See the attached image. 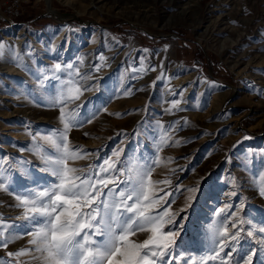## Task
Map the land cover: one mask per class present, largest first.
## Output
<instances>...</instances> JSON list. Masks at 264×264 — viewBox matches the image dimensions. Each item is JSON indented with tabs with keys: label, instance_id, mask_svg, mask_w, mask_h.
Returning <instances> with one entry per match:
<instances>
[{
	"label": "rangeland",
	"instance_id": "1",
	"mask_svg": "<svg viewBox=\"0 0 264 264\" xmlns=\"http://www.w3.org/2000/svg\"><path fill=\"white\" fill-rule=\"evenodd\" d=\"M175 28L187 35L172 32ZM0 44V176L10 184L8 191L0 190V218L13 226L3 238L8 247L0 246L2 264H41L32 259L34 251L20 257L7 253L31 247L15 194L43 175L35 148L51 147L43 137L63 128L59 107L51 103L61 82L44 79L52 77L56 63L65 69L74 64L67 71L82 89H90L66 106L84 105L80 115L91 121L68 133L69 143L87 154L70 161L72 166L111 162L118 153V168L130 159L151 167L152 181H170L152 185L157 199L173 194L168 211L184 207L188 193L180 190L199 185L198 199L181 214L184 219L177 217L182 235L165 264H199L217 251L209 264L228 261L229 249L220 251L218 240L213 243L214 228L226 223L235 231L216 214L226 204L233 212L243 202L239 216L250 221L244 233H256L245 235L238 247L261 249L264 0H0ZM96 64L103 67L95 71ZM60 75L61 81L70 78ZM173 101L179 104L173 107ZM147 235L132 239L142 242ZM239 256L234 253L230 264ZM262 261L264 249L255 264Z\"/></svg>",
	"mask_w": 264,
	"mask_h": 264
},
{
	"label": "snow or ice",
	"instance_id": "2",
	"mask_svg": "<svg viewBox=\"0 0 264 264\" xmlns=\"http://www.w3.org/2000/svg\"><path fill=\"white\" fill-rule=\"evenodd\" d=\"M3 49L4 45L0 44V54ZM105 59L103 55L99 57L100 61ZM101 67L103 64H96L94 70L99 71ZM73 68L74 64H68L65 69L56 63L51 69L52 77L44 78L61 82L51 103L59 107L63 128L43 137L51 147L38 145L35 148L41 161V167L37 170L43 175L33 177L32 186L25 183L15 194V207L22 210L21 219L25 222L21 227L31 237L28 241L31 247L21 248L15 253L8 252L7 255L20 257L34 251L32 259L41 264H165V258L172 253L178 243L177 238L182 235L183 224L177 217L184 219L181 214L198 199L201 189L198 185L180 190L188 193L184 207L179 211H168L173 194H165L169 200L163 197L157 199L153 195L152 185L170 181H152L151 167L138 165L130 159L126 162L127 167L118 168V153H114L111 162L106 159L103 164L91 165L86 169L72 166L70 161L85 159L87 154L82 146L73 147L69 143L68 133L74 126L91 122L80 115L84 105L71 110L66 107L79 100L83 91L90 90L82 89L79 81L72 78L73 74L67 70ZM65 72L70 78L61 81L60 74ZM80 75L77 70L75 76ZM81 79L88 77L83 76ZM178 104L179 101L172 102L173 107ZM167 140L165 136L161 144H167ZM9 187V178L0 176V190L8 191ZM258 194L264 197V182ZM232 195L236 196L237 193L233 192ZM162 201L165 207H161ZM232 207L226 204L218 208L216 214L230 221L235 231L230 232L226 223L223 227L214 228L213 243L218 240L220 251L229 249L225 253L229 260L222 261V264H230L236 252H240L236 264L241 261L243 264H255L260 250L264 249V239L259 242L261 249H248L245 252L242 247H238L245 235L254 237L256 233L252 230L244 233L243 225L250 224V221L239 216L244 203L241 202L236 211L230 212ZM155 208L160 210L154 212ZM10 227L13 226L0 218V246L5 248L8 247V241L3 238ZM257 232L264 234V227H260ZM138 233H148L147 238L142 242L132 239ZM219 255L217 251L216 255H210L206 260L201 258L199 264H209ZM172 259L175 260V257ZM167 264H171V261Z\"/></svg>",
	"mask_w": 264,
	"mask_h": 264
},
{
	"label": "trees",
	"instance_id": "3",
	"mask_svg": "<svg viewBox=\"0 0 264 264\" xmlns=\"http://www.w3.org/2000/svg\"><path fill=\"white\" fill-rule=\"evenodd\" d=\"M171 30H172V32H175L177 34L183 35L184 37L187 35L186 32L183 29H181V28H175V29H171ZM164 39H165L164 37H161V38H153V39L150 38L149 41L158 43V42L163 41ZM178 44H181L183 46H189L188 44L185 43V41H179ZM200 51H201V53L203 52V53L207 54V56L209 57V59L211 58V60L213 59L214 62L216 61V60H214L215 57H214V55L212 53L206 52V51H204L202 49ZM195 56L198 57V58H201V55L200 54H195Z\"/></svg>",
	"mask_w": 264,
	"mask_h": 264
}]
</instances>
